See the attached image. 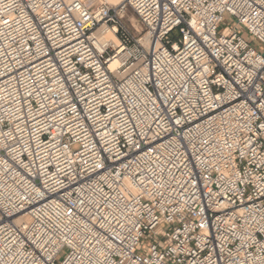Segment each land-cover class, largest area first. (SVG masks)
Returning a JSON list of instances; mask_svg holds the SVG:
<instances>
[{"label": "built area", "instance_id": "2783aa9c", "mask_svg": "<svg viewBox=\"0 0 264 264\" xmlns=\"http://www.w3.org/2000/svg\"><path fill=\"white\" fill-rule=\"evenodd\" d=\"M0 264H264V0H0Z\"/></svg>", "mask_w": 264, "mask_h": 264}, {"label": "rangeland", "instance_id": "374dc122", "mask_svg": "<svg viewBox=\"0 0 264 264\" xmlns=\"http://www.w3.org/2000/svg\"><path fill=\"white\" fill-rule=\"evenodd\" d=\"M88 3H90L92 6H96L100 1L98 0H85ZM112 6V5H111ZM124 20L126 25L128 26L129 30L132 32L133 35L135 36H143L145 34V29L142 27L136 19L135 13L131 8H128L125 12L124 15ZM225 23L226 24H232L230 22V18L228 16H225ZM78 145L75 144L72 146L73 149L77 148ZM67 249L64 248L60 251L59 253V261L63 259V257L66 255Z\"/></svg>", "mask_w": 264, "mask_h": 264}, {"label": "bare ground", "instance_id": "6f19581e", "mask_svg": "<svg viewBox=\"0 0 264 264\" xmlns=\"http://www.w3.org/2000/svg\"><path fill=\"white\" fill-rule=\"evenodd\" d=\"M66 1H69V0H66ZM98 1L107 3V4L112 5V6H115L120 2V0H98ZM102 29L99 30L100 35H101V33H104L103 34L104 39L109 41L110 43H112V45H115L117 43V38L113 34L112 30H108L107 28H105L104 31L101 32ZM142 39H147V34H144L142 36ZM116 64H117V61L115 59H112L110 65L115 66Z\"/></svg>", "mask_w": 264, "mask_h": 264}]
</instances>
